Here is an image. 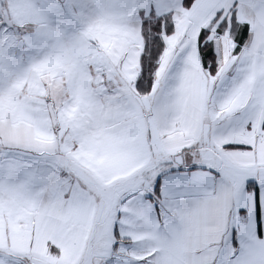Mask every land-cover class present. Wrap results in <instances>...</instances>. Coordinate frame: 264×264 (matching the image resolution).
I'll list each match as a JSON object with an SVG mask.
<instances>
[{
    "label": "snow or ice",
    "instance_id": "snow-or-ice-1",
    "mask_svg": "<svg viewBox=\"0 0 264 264\" xmlns=\"http://www.w3.org/2000/svg\"><path fill=\"white\" fill-rule=\"evenodd\" d=\"M0 264H264V0H0Z\"/></svg>",
    "mask_w": 264,
    "mask_h": 264
}]
</instances>
